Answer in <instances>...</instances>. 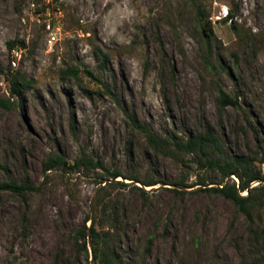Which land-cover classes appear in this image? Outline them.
<instances>
[{"label":"rangeland","instance_id":"1","mask_svg":"<svg viewBox=\"0 0 264 264\" xmlns=\"http://www.w3.org/2000/svg\"><path fill=\"white\" fill-rule=\"evenodd\" d=\"M14 75L27 86L12 94ZM0 99V179L33 187L0 191V264H96L74 242L86 216L120 264L264 260V177L239 192L246 216L209 188L234 175L154 152L129 119L168 139L210 128L264 175V0H0ZM54 153L103 168L43 171Z\"/></svg>","mask_w":264,"mask_h":264},{"label":"trees","instance_id":"2","mask_svg":"<svg viewBox=\"0 0 264 264\" xmlns=\"http://www.w3.org/2000/svg\"><path fill=\"white\" fill-rule=\"evenodd\" d=\"M232 18V11L230 8L225 10V15L222 20H230ZM231 28H235L234 23L230 24ZM202 34L206 39H209L210 29L206 31V25L203 23L201 25ZM96 53L102 58L101 61H105V56L96 50ZM74 74V72L72 73ZM90 75V74H88ZM10 93H19L24 86H27V81L23 79L20 75H14L10 78ZM218 101L221 107L223 106H236V101L234 98L229 97L223 92L218 93ZM5 100L0 99V105L7 106ZM130 124L133 128L138 130L144 135L145 142L148 147L156 153L161 154H179L186 153L197 156V163L199 165H207L208 167L215 169L219 172L221 178L228 177L229 175H234L237 179H228L231 181L229 183H224L220 187H209L210 190L220 193L224 198L229 199L235 205H237L242 212L248 216L249 211L246 202L249 201L248 197H243L239 194L241 191H249V185L253 181H262L264 175L260 171L252 169L251 160L246 156L229 154L223 155L219 153L218 143L212 135L210 128H206L202 132L195 134H189L185 139H168L166 137L160 136L146 128L143 123H140L135 117L129 116ZM202 159H204L202 161ZM57 166H67L70 168H78L79 166L84 167H99L103 168L101 163L98 161H93L89 156L80 155L75 158L72 164H68L67 161L58 153L48 155L44 161H42V170H50ZM0 170L3 173H7L5 166L0 165ZM119 174V171L113 170L109 172L107 176L115 177ZM7 175V174H6ZM137 177L132 176L129 179L137 180ZM162 182L158 179L155 181H143L142 184L149 186ZM177 183V182H175ZM200 183H202L200 181ZM32 185L26 180L16 181L8 176L4 179H0V191H9L22 197L26 192L32 189ZM256 189V188H255ZM142 190V189H141ZM208 190V189H207ZM261 190L264 193V185L261 186ZM143 191V190H142ZM175 192H181L178 189H174ZM89 220V224L85 225V221ZM99 229L96 228L95 222L90 217H85L82 226L76 230L75 244L81 249L85 255L87 254V246H89L91 258L96 262V264H120L117 259L115 251L109 247L107 241L108 229H104L103 225L99 223ZM261 233L264 236V228L261 229ZM77 240H80L78 242ZM87 256V255H86ZM49 264H68L63 261L58 254L52 257ZM244 264H264V260L259 261H248Z\"/></svg>","mask_w":264,"mask_h":264}]
</instances>
